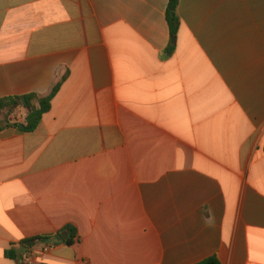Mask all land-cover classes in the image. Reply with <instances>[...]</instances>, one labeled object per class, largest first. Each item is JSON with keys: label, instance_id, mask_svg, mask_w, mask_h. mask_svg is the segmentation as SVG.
Listing matches in <instances>:
<instances>
[{"label": "crops", "instance_id": "obj_1", "mask_svg": "<svg viewBox=\"0 0 264 264\" xmlns=\"http://www.w3.org/2000/svg\"><path fill=\"white\" fill-rule=\"evenodd\" d=\"M166 7L0 0V100L61 81L0 132V264L66 226L34 264H264V0Z\"/></svg>", "mask_w": 264, "mask_h": 264}, {"label": "trees", "instance_id": "obj_2", "mask_svg": "<svg viewBox=\"0 0 264 264\" xmlns=\"http://www.w3.org/2000/svg\"><path fill=\"white\" fill-rule=\"evenodd\" d=\"M178 0H167V7L165 12V19L168 25L169 33L171 37H176L180 29V19L178 16ZM174 52V45H170L165 55L170 56ZM61 85V81L58 82L47 96H41L35 93L26 94L20 97H8L0 100V132L6 128L14 127L18 128L23 133H33L39 127L42 117L50 110V102ZM22 99L25 101V106L22 103ZM22 109L25 115L21 122L13 121V114ZM22 125V128H19ZM65 232L67 237L63 238L61 234ZM55 239L56 242L62 243L68 247L74 246L78 243V236L76 230L71 226H66L61 232L54 236L36 237V242L48 241V239ZM25 242L21 244V254L27 253L32 247H26ZM11 249L5 251V256L10 259L22 258V255ZM200 264H219L215 258L207 259Z\"/></svg>", "mask_w": 264, "mask_h": 264}, {"label": "built area", "instance_id": "obj_3", "mask_svg": "<svg viewBox=\"0 0 264 264\" xmlns=\"http://www.w3.org/2000/svg\"><path fill=\"white\" fill-rule=\"evenodd\" d=\"M39 243L40 247L38 250L31 249L27 253H24L22 255L20 264H34L33 261L37 259V257L47 254L48 252L54 250L58 245V242H56L55 239L52 238L48 239V241H43Z\"/></svg>", "mask_w": 264, "mask_h": 264}, {"label": "water", "instance_id": "obj_4", "mask_svg": "<svg viewBox=\"0 0 264 264\" xmlns=\"http://www.w3.org/2000/svg\"><path fill=\"white\" fill-rule=\"evenodd\" d=\"M174 41H175V37H171V42L172 43H174ZM22 103H23V105L25 106V101H24V99H22ZM19 128H22V125H19ZM63 238H65V233H63ZM35 240H29V241H27V242H25L24 243V245L26 246V247H32L34 244H35Z\"/></svg>", "mask_w": 264, "mask_h": 264}, {"label": "rangeland", "instance_id": "obj_5", "mask_svg": "<svg viewBox=\"0 0 264 264\" xmlns=\"http://www.w3.org/2000/svg\"><path fill=\"white\" fill-rule=\"evenodd\" d=\"M12 119H13V121H16V122H18L19 121V118L17 117V116H12Z\"/></svg>", "mask_w": 264, "mask_h": 264}]
</instances>
